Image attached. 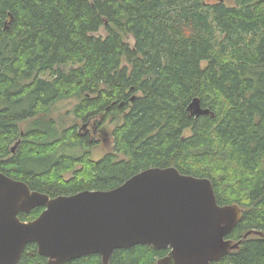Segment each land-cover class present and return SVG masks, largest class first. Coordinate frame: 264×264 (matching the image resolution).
<instances>
[{"label":"trees","instance_id":"trees-1","mask_svg":"<svg viewBox=\"0 0 264 264\" xmlns=\"http://www.w3.org/2000/svg\"><path fill=\"white\" fill-rule=\"evenodd\" d=\"M193 97L211 112L192 115ZM67 99L78 122L60 128L52 111ZM90 121L114 124L98 159L99 140L79 127ZM62 147L77 152L54 157ZM155 166L208 177L219 204L237 203L228 238L264 232V0H0V171L52 197ZM168 251L136 244L108 264H156ZM17 264L49 263L30 242ZM211 264H264V237Z\"/></svg>","mask_w":264,"mask_h":264},{"label":"water","instance_id":"water-1","mask_svg":"<svg viewBox=\"0 0 264 264\" xmlns=\"http://www.w3.org/2000/svg\"><path fill=\"white\" fill-rule=\"evenodd\" d=\"M188 109L196 117L211 112L198 97ZM35 207H43L37 217L19 218ZM242 213L237 203H218L208 177L174 166L145 168L112 189L52 197L0 171V264H17L30 242L49 264L87 254L108 264L113 250L136 244L169 248L156 264H211L250 234L264 237L260 230L227 237Z\"/></svg>","mask_w":264,"mask_h":264},{"label":"rangeland","instance_id":"rangeland-1","mask_svg":"<svg viewBox=\"0 0 264 264\" xmlns=\"http://www.w3.org/2000/svg\"><path fill=\"white\" fill-rule=\"evenodd\" d=\"M226 2L228 3H233L234 0H226ZM98 34H102L104 35L105 32L103 29H100L98 32ZM126 39L129 41L130 44H133V38L128 35L126 37ZM76 102L75 99H67V100H60L58 101L52 111V115L54 118L59 119L60 122L57 123V125L61 128V127H65L68 125H72V124H77L78 121H74V115L73 113H71V109L74 105V103ZM88 123V122H87ZM84 124H86V122H81L79 124V127L81 126L82 129L83 127L86 128L87 132H89V134L92 136V139H98L99 143L98 145L94 146L91 149V157L93 159H98L100 158L106 151H109L112 149V135H111V129L113 128L114 124L113 123H106L105 125H102L100 127H97L93 125V121L89 122L88 124H86L84 126ZM23 125V124H22ZM93 130V133H92ZM15 142L12 143L11 148H15L17 147V144L15 146ZM14 149V150H15ZM64 152H77L76 149H72L70 147H62L57 149L53 155L54 157H56L57 155L61 154ZM65 176H69V173L65 174Z\"/></svg>","mask_w":264,"mask_h":264}]
</instances>
